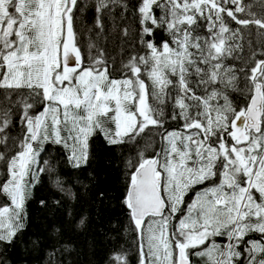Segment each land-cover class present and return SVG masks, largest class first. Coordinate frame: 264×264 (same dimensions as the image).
Returning <instances> with one entry per match:
<instances>
[{"label":"rangeland","instance_id":"rangeland-1","mask_svg":"<svg viewBox=\"0 0 264 264\" xmlns=\"http://www.w3.org/2000/svg\"><path fill=\"white\" fill-rule=\"evenodd\" d=\"M262 2L264 0H132L137 43L144 54L143 62L147 79L145 92L139 86L137 98L133 101L131 87L134 84L128 80L108 79L101 67L91 73L85 65H82L63 73L60 51L69 0H59V6L53 10L55 11L53 15L58 20L59 31L55 44V28L50 27L49 24L46 28L44 23L45 16H48L47 12L52 8L53 0H21L15 4L17 21L8 19L9 21L4 24L0 21V41L4 38L6 44V49L0 46V106L4 107L6 97L12 95V91L21 84L31 88L33 94L39 93L44 98L58 101L59 105H62L60 107L64 104L79 103L80 106L82 105L79 121L74 116L66 114L65 108L61 109L62 115L56 117L54 106L50 108V119L58 126L64 127L66 124L70 128L77 155L81 157L85 156L86 137L93 129L95 115L103 114L108 108L105 100H108L109 106L114 108L111 118L121 136L134 128L136 113L144 124H151L153 120L160 121L158 126L145 130L139 151L133 154L131 163L135 164L147 156H157L158 170L161 173V194L165 208L171 213L175 209L174 198L178 188L186 180L190 181L194 174L195 178H199L202 172L208 173L211 169L208 166L193 170L190 165L192 159L202 160L211 157L212 160H207L208 164L222 156L224 165L219 178L221 186L230 182L226 176L228 165H238L246 174V183L235 198L234 208L230 209L233 211L231 212L233 217L231 228L234 230L232 246L228 245L227 250L224 248L214 263L238 262V253L234 250V246L240 239H244L247 231L241 218L253 203L257 206L256 214H258L254 231L259 240L247 242V250L248 248L249 250L246 251L247 258L244 264H264V105L256 132L248 130L244 133L245 141L236 142L237 144H230L227 138V134L231 132L232 118L237 111L243 109L252 92L253 73L260 62L261 69L254 80L260 82L264 94V31L258 30L264 28ZM260 4L263 7H259ZM95 5L94 18H97V23L100 25V11L106 13L114 10L118 3L116 0H109L106 5L99 6L98 3ZM86 11L88 9H82L80 17L78 16L80 22L83 20V30H85ZM3 14L5 7L0 0L1 18ZM40 14H44V17ZM223 15L227 18L226 22L222 20ZM35 22L36 44L34 38L32 39ZM7 23L10 27L4 34L3 29ZM163 23H166L165 29L170 34L171 40L163 41L157 46L154 33L163 31ZM200 24L214 36L211 42L196 35ZM257 36L261 37L259 41ZM102 49L107 55L104 52L105 48ZM109 49L117 51V48ZM51 59L55 61V65L50 64ZM88 59L89 57L84 62ZM23 67H28V71L32 67L36 69L30 74L25 69L21 71ZM69 76L74 77L75 86L68 83ZM75 87L76 96L73 95ZM167 87L171 88V98L168 103L165 98ZM11 115H13L12 110ZM37 125L38 123L33 125L31 122L26 124L20 170L12 192L13 206L19 204L22 198L19 179L24 175L23 165L27 160L28 145ZM5 147L6 152L11 150L12 138L7 139ZM122 161L125 168L128 156H123ZM246 166H249L250 174L246 172ZM124 168L122 175L125 176V180L123 179L122 182L126 183L125 187L119 188L111 184L105 188V184L102 186L104 189L102 192L105 196L111 197L108 202L113 205L119 202L122 206L124 202L130 174V170ZM90 177L93 182L89 190H92L100 184L103 173L96 169ZM216 190L218 189L211 188L209 192L213 193ZM222 192L221 189L220 194ZM211 201L214 205L224 204L222 194L213 195ZM88 222L83 215L77 219L75 227ZM204 224L201 229L189 234L181 246L178 245L177 248L182 249L183 256H186L185 250L188 246H196L203 242L207 234V224ZM61 228L51 232L57 233ZM12 233L13 222L9 208H0V240L9 239ZM147 239L158 245L159 239L162 238H158L156 231L149 230ZM159 251L161 254V246L153 251L152 257L154 258ZM164 258L166 259L165 262L162 260V264H171L170 256ZM176 260L175 255L172 264H176ZM151 263L153 264L152 261ZM151 263L147 254L140 261V264ZM124 264L133 263L124 262Z\"/></svg>","mask_w":264,"mask_h":264},{"label":"trees","instance_id":"trees-1","mask_svg":"<svg viewBox=\"0 0 264 264\" xmlns=\"http://www.w3.org/2000/svg\"><path fill=\"white\" fill-rule=\"evenodd\" d=\"M1 1L5 7V14L0 17L1 23L4 24L8 19L17 21L15 4L21 0ZM97 1L101 3V0H74L66 10L74 45L81 56V66L85 65L91 73L101 67L108 79L128 80L134 84L131 89L135 101L139 86L145 92L147 79L144 54L137 43L134 5L132 0H116V9L104 13V21L99 25L93 9ZM103 1L106 3L109 0ZM82 5L83 8L78 10ZM82 9H88L86 20L83 17L85 30L83 20H78ZM223 16L222 20L226 22L227 18ZM165 27L166 23H163V31L154 33L157 46L171 40ZM196 35L208 42L214 39L201 24ZM259 39L261 37L257 36ZM0 46L6 49L4 38ZM102 48H105L107 55ZM109 48H117V51ZM87 57L89 59L84 62ZM69 79L68 83L73 86L74 77L69 76ZM75 89L74 96L77 94ZM30 90L25 85H19L12 91V95L6 97L4 107L0 106V208H9L13 222L12 236L0 240V264H140L146 254L150 263L160 264L162 260L165 262L164 256H170L172 264L177 250L181 249L177 248L178 245L181 246L186 237L201 229L204 223L207 224V234L203 242L188 246L185 250L190 264H215L221 251L228 245L232 246L233 211L230 209L234 208L235 198L246 183V174L238 165H228L226 176L230 182L221 186L219 178L224 165L222 156L208 164L207 160H212L211 157L192 159L190 165L193 170L208 166L211 169L208 173L202 172L199 178H195L194 174L190 181L186 180L178 188L173 213L165 208L160 217L148 216L137 232L129 220L124 202L122 206L119 202L117 205L109 203L111 197L105 196L102 186L105 184V188L111 184L125 187L126 183L122 182L125 180L122 175V157L128 156L124 170L129 169L131 173L138 163H131V157L139 151L143 133L149 127L158 126L160 121L153 120L151 124H144L136 113L134 128L121 136L111 118L114 108L105 100L108 108L103 114L95 115L93 129L86 137L85 156L81 157L77 155L71 138L73 132L66 124L64 127L58 126L50 119V108L55 107L56 117H60L61 109L65 108L66 114L79 121L82 105L64 104L60 107L58 101L44 98L39 93L33 94ZM165 98L168 103L171 98L170 87L166 88ZM29 122L38 125L28 145L27 160L23 165L24 175L19 179L22 198L19 204L13 206L12 192L20 170L22 141ZM8 138H12L13 147L6 152L5 143ZM96 169L101 170L103 177L97 187L89 190L93 182L90 176ZM211 188L218 190L211 193ZM221 189L224 204L214 205L211 198L213 195H221ZM256 212L257 206L252 203L241 218L247 231L242 244L234 246L244 252L238 264L247 258L245 241L256 236ZM83 215L89 222L75 227L77 219ZM59 227L63 228L57 233L51 232ZM149 230L156 231L158 238H162L158 245L147 239ZM158 246L162 248L161 254L159 251L153 258V251Z\"/></svg>","mask_w":264,"mask_h":264},{"label":"water","instance_id":"water-1","mask_svg":"<svg viewBox=\"0 0 264 264\" xmlns=\"http://www.w3.org/2000/svg\"><path fill=\"white\" fill-rule=\"evenodd\" d=\"M9 27L10 24L7 23L4 27L5 33H7ZM60 53V63L64 71L81 66V56L72 39L68 12L65 13L63 44ZM258 67L259 63L254 70L252 92L247 103L243 109L235 113L230 122L235 142L245 141V130L250 129L256 132L259 128L263 96L260 82L254 80ZM124 205L137 232H139L144 219L148 216H162L165 211V201L161 194V173L158 170L156 155L143 158L133 167L125 190ZM176 264H190L189 259L183 256L181 249L177 250Z\"/></svg>","mask_w":264,"mask_h":264},{"label":"crops","instance_id":"crops-1","mask_svg":"<svg viewBox=\"0 0 264 264\" xmlns=\"http://www.w3.org/2000/svg\"><path fill=\"white\" fill-rule=\"evenodd\" d=\"M73 1L74 0H69V4L67 5V8L69 7V5H72V3H73ZM94 2V1H93ZM108 2V1H107ZM107 2L105 3V1H103V0H101V3L99 2V1H97V3H98V5L99 6H101V5H106L107 4ZM37 3V2H36ZM59 0H53V3L51 4L52 5V8L47 12V14H48V16H45V19H44V23H45V27L47 28V25L49 24L50 25V27H54L55 29H54V44L56 43V36H57V33L59 32L58 31V20H57V17L55 16V15H53V13H55V11H53L54 10V8H56V7H58L59 5ZM56 5V6H55ZM84 6V5H83ZM93 6H94V9H95V7H96V5L95 4H93ZM81 8V7H80ZM80 8H78V10H80ZM101 8V7H100ZM37 10H39V8L37 9ZM104 13L102 12V11H100V24L102 25V22L104 21V18H105V16L103 15ZM40 16L42 17H44V14H40ZM70 20V19H69ZM71 23V22H70ZM35 25H36V22H35V24H34V27H33V31H34V33H33V36H32V39L34 38V42H35V44H36V37H35ZM32 31V32H33ZM72 39H73V35H72ZM73 43H74V40H73ZM50 64L51 65H55V61L53 60V59H51L50 60ZM30 68V67H29ZM27 70L28 71V67H23L22 69H21V71L22 70ZM35 69L36 68H30V71H28V73H30V74H33V72L35 71Z\"/></svg>","mask_w":264,"mask_h":264},{"label":"flooded vegetation","instance_id":"flooded-vegetation-1","mask_svg":"<svg viewBox=\"0 0 264 264\" xmlns=\"http://www.w3.org/2000/svg\"><path fill=\"white\" fill-rule=\"evenodd\" d=\"M258 30L260 31V32H262V31H264V28H263V30H262V28H258ZM261 65H262V63L260 62L259 63V67H258V72L256 73V75L260 72V69H261ZM257 66V65H256ZM256 68V67H255ZM62 69H63V71H64V68H63V66H62ZM256 75H255V77H256ZM253 76H254V73H253ZM254 77V78H255ZM261 92H262V96H263V105H264V94H263V88H262V86H261ZM245 106V105H244ZM248 130H250V129H248ZM248 130H245L244 131V133H246ZM230 131L231 132H229L228 134H227V138H228V141H229V143L230 144H237L235 141H234V137H233V131H232V129L230 128ZM239 144V143H238ZM256 234V233H255ZM242 240L243 239H240L238 242H237V244L236 245H241L242 244ZM252 240H259L258 239V237H257V234H256V236H254V238H249L248 240H246L245 241V245H244V247H246L247 248V246H248V241H252ZM234 250L238 253V262H239V260L243 257V255H244V252L242 251V249H241V251L240 250H238V249H236V247H234ZM248 250H249V248H248ZM239 252H240V254H239ZM177 256V255H176ZM184 257H186L187 258V256H184ZM238 262L236 263V264H238ZM245 263V261H243L242 263H239V264H244Z\"/></svg>","mask_w":264,"mask_h":264},{"label":"built area","instance_id":"built-area-1","mask_svg":"<svg viewBox=\"0 0 264 264\" xmlns=\"http://www.w3.org/2000/svg\"><path fill=\"white\" fill-rule=\"evenodd\" d=\"M237 159H239V161H240V158L238 156H237ZM246 168H247V171L246 172L250 174V168H249V166L248 167L246 166Z\"/></svg>","mask_w":264,"mask_h":264}]
</instances>
